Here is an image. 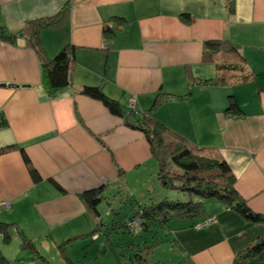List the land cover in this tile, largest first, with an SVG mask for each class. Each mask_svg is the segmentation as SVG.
<instances>
[{"label":"crops","instance_id":"crops-1","mask_svg":"<svg viewBox=\"0 0 264 264\" xmlns=\"http://www.w3.org/2000/svg\"><path fill=\"white\" fill-rule=\"evenodd\" d=\"M183 12L194 21L185 23ZM52 16L35 47L26 29ZM115 18L126 21L107 36L104 29ZM0 31L15 36H0V147L16 144L0 154V221L11 225L8 241L0 233V249L12 264H141L118 256L124 236L115 247L114 237L93 233L99 219L82 194L100 188L102 201H116L128 191L129 204H119L129 218L168 188L144 133L78 93L84 85H99L125 111L147 110L159 93L183 95L192 88L188 98L164 100L153 116L193 144L214 148L230 165L240 196L264 214V0H235L233 12L226 0H0ZM214 39L238 47L218 54V62L239 68L224 71L222 84L202 81L219 72L204 59V43ZM68 45L71 86L51 96L42 83V62ZM229 95L241 117L225 114ZM150 179L163 190L156 198L150 184L143 193ZM137 184L146 200L134 203ZM7 200L11 209L2 204ZM203 202L204 217L170 222L143 264H235L264 235L263 223L246 220L220 199ZM119 209L108 205L99 212L108 223L113 211H124ZM166 236L172 250L157 256ZM248 264L264 259L255 256Z\"/></svg>","mask_w":264,"mask_h":264},{"label":"trees","instance_id":"trees-1","mask_svg":"<svg viewBox=\"0 0 264 264\" xmlns=\"http://www.w3.org/2000/svg\"><path fill=\"white\" fill-rule=\"evenodd\" d=\"M226 4L230 12L235 10V0H226ZM55 17L57 16L30 22L33 26L26 29L28 30L27 35L35 47L39 44V29L42 26L52 24ZM180 18L188 24L194 21V16L190 12L181 13ZM115 19L113 26L108 25L104 29L107 36L115 35L118 27L126 21L123 18ZM5 33L0 31V36L9 40L15 37ZM230 51L236 52L238 47L229 40L205 41L204 59L213 60L219 72L215 78L202 80L204 83L222 84L225 82L224 71L239 69L236 63L218 62V54ZM72 59L73 48L68 45L53 58L42 62V83L51 96H57L71 86ZM245 78L242 77L241 79L244 80ZM77 92L101 101L112 114L122 117L127 126L144 133L156 160L157 176L163 187L195 194L201 198L198 201L187 202L171 201L164 198L139 206L138 209L134 208L129 218H124V222L113 218L112 228L117 230L122 227V233L125 237V243L121 244L124 254L118 253V256L133 260L135 263L138 261L141 264L147 262L150 253H152V248L155 244H159L158 239L161 237V233L165 232L170 222L175 220L194 222L204 217L202 199L218 198L242 214L246 220L264 224V214L254 212L247 201L240 196L235 186V176L230 165L214 152V148L193 144L185 136L153 116L152 111L158 108L164 100L188 98L192 95V88H189L188 92L183 95L159 93L150 108L144 111L134 108L127 111L123 110L120 103L108 96L99 85H84ZM225 114L233 117H241L244 114L234 95L228 96ZM15 147L16 144L0 147V154ZM24 157L34 180H40V176L36 169L31 166L29 158L25 154ZM101 192L102 189L100 188L89 190L84 192L82 197L87 207L99 219L93 233L102 231V228L105 227L107 230L105 234L107 235L109 225L102 219L98 210V206L103 200ZM10 226L9 223L0 221V233L7 241L11 238ZM102 232L104 234V231ZM139 239L142 240V243L138 241ZM24 244L31 243L26 240ZM255 256L264 259V235L249 248L242 251L236 257L235 264H248L251 258ZM0 264H12L4 256L1 249Z\"/></svg>","mask_w":264,"mask_h":264},{"label":"rangeland","instance_id":"rangeland-1","mask_svg":"<svg viewBox=\"0 0 264 264\" xmlns=\"http://www.w3.org/2000/svg\"><path fill=\"white\" fill-rule=\"evenodd\" d=\"M150 175V174H149ZM149 184H150V186L152 185L153 186V194L155 195V196H153V198H156V196H157V194H159L160 192H162L161 191V189H159L160 191H158V189H154V188H158L159 186H160V188H162L161 187V185H160V183H155L154 182V180L153 179H150V181L149 182H147V186L145 187V189L143 188V193H148L149 191ZM135 187V194H134V196L133 195H130L131 196V198H132V200L134 201V203L136 202V200L138 199V198H141L142 197V199L145 201L146 200V195L144 194L143 196L141 195V193H142V190H141V188H140V184H137L136 186H134ZM152 188V187H151ZM151 188H150V190H151ZM117 190L118 189H115V192H117ZM164 196L163 197H161V198H158V200H160V199H164V198H167L168 200H171V201H182V202H187V201H191V200H195L196 198H197V196L195 195V194H190V193H187V192H182V191H180V190H177V189H164ZM121 196H118V200H116V201H114V198H112V199H110V200H104V201H102V204L101 205H103L102 207L101 206H99V210L101 209V211H102V209H105V208H107L108 207V205H110L112 208H120L119 210L120 211H123L124 209H125V206H122V207H120L121 206V204H119V201L122 199L123 201H125L126 203H128L129 204V201H130V197L129 196H127L128 194H130L128 191H123L122 193H119ZM163 194V193H162ZM161 194V195H162ZM118 195V194H117ZM168 195H170V196H168ZM201 199V198H200ZM202 200H207V199H202ZM109 203V204H108ZM132 207H130V208H128V209H131ZM123 213V214H122ZM124 213H125V210L123 211V212H121L120 214H119V212L117 213V210L114 212H112L111 214H110V216L109 217H107V221H108V224H109V227H108V236H110V237H114L115 239H117L116 241H115V243H114V245H115V247L117 246V242H121V241H123L122 240V237H123V233H122V227H119L117 230H114L113 228H112V226H113V224H112V219L114 218V219H116V217H117V221H121V222H124L125 221V219H124ZM122 214V215H121ZM203 225V224H202ZM96 235H98V234H102V233H99V232H96L95 233ZM104 234H105V232H104ZM162 234H164V233H161V235ZM166 234V233H165ZM168 234V233H167ZM106 235V234H105ZM162 237V236H161ZM168 239H169V241H168ZM167 241V242H166ZM172 241H171V236H166L165 237V239H164V243H163V245H162V248L160 249H158V251H157V256H159V255H162V256H165V255H167L168 256V253H170L171 252V250H172V243H171ZM110 248V247H109ZM110 250H111V248H110ZM112 251V250H111ZM114 256V255H113ZM116 257V256H115ZM176 259L174 258V261H175ZM165 261V260H164ZM53 264H55V263H53ZM157 264H160V263H157ZM167 264V263H166Z\"/></svg>","mask_w":264,"mask_h":264},{"label":"built area","instance_id":"built-area-1","mask_svg":"<svg viewBox=\"0 0 264 264\" xmlns=\"http://www.w3.org/2000/svg\"><path fill=\"white\" fill-rule=\"evenodd\" d=\"M134 106H135V100L132 99V107H134ZM2 204L4 207L11 209V202L9 200L3 201Z\"/></svg>","mask_w":264,"mask_h":264}]
</instances>
